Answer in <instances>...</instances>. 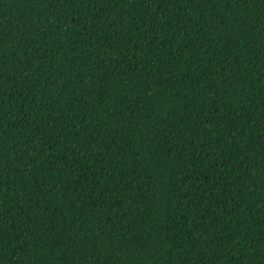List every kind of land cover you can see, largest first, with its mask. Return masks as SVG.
<instances>
[{
  "label": "trees",
  "instance_id": "16d2710c",
  "mask_svg": "<svg viewBox=\"0 0 264 264\" xmlns=\"http://www.w3.org/2000/svg\"><path fill=\"white\" fill-rule=\"evenodd\" d=\"M0 264H264V0H0Z\"/></svg>",
  "mask_w": 264,
  "mask_h": 264
}]
</instances>
